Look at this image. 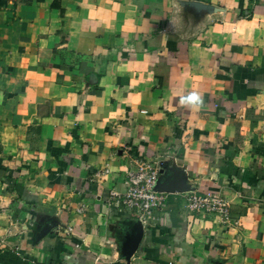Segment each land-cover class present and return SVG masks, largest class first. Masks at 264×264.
<instances>
[{
	"label": "crops",
	"instance_id": "1",
	"mask_svg": "<svg viewBox=\"0 0 264 264\" xmlns=\"http://www.w3.org/2000/svg\"><path fill=\"white\" fill-rule=\"evenodd\" d=\"M52 263L264 264V0H0V264Z\"/></svg>",
	"mask_w": 264,
	"mask_h": 264
},
{
	"label": "built area",
	"instance_id": "2",
	"mask_svg": "<svg viewBox=\"0 0 264 264\" xmlns=\"http://www.w3.org/2000/svg\"><path fill=\"white\" fill-rule=\"evenodd\" d=\"M162 172V167L150 161L141 162L136 170L129 171L128 188L124 193L125 203L137 208L143 214H151L154 210L161 208L166 200V196L157 188ZM186 198L192 211L213 213L218 215L224 223L239 225L238 221L232 218L230 202L216 191L194 190Z\"/></svg>",
	"mask_w": 264,
	"mask_h": 264
}]
</instances>
